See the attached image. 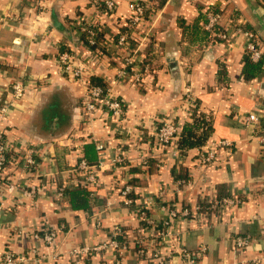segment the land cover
I'll list each match as a JSON object with an SVG mask.
<instances>
[{"label":"crops","instance_id":"obj_1","mask_svg":"<svg viewBox=\"0 0 264 264\" xmlns=\"http://www.w3.org/2000/svg\"><path fill=\"white\" fill-rule=\"evenodd\" d=\"M93 1L0 0V106H10L1 127L21 154L5 175L13 190L0 187V264L7 253L25 256L26 264H73L74 248L105 243L117 225L128 247L121 264H159L155 253L163 264H186L182 250L191 252L197 264H264V56L262 71L247 80L245 38L212 40L205 29L207 14L217 9L223 26L233 23L255 33L264 55V0H147L151 8L133 42L143 73L139 82L133 74L116 81L122 56L115 43L126 30L130 4L140 0H115L111 16L101 15ZM80 16L102 18V60L78 45L74 28ZM68 49L86 62L91 78L103 77L113 89L124 104L121 117L99 111L88 123L85 88L66 77L57 62ZM19 80L28 81L25 95L12 101L11 85ZM191 100L211 120L209 140L181 155L174 153L178 140L160 149L159 123L181 120V132L196 116L186 117ZM250 114L258 122H249ZM220 141L230 145L218 149L214 164L202 167L199 155ZM98 143L104 146L101 155ZM87 145L94 148L92 161L104 165L90 185L73 171L86 159ZM27 146L41 154L36 170L24 168ZM117 157L124 158L123 166L113 164ZM176 180L190 184L178 193ZM126 182L140 188L137 204L159 196L148 213L154 224L145 225L124 205L120 190ZM62 185L68 188L64 199L56 194ZM79 186L89 190L86 210L71 206L69 191ZM32 187L35 193L28 196ZM227 197L237 203L214 210L204 223L175 220L169 235L160 236L166 217L162 204L193 206ZM46 228L58 232L54 245L33 237ZM140 237L148 248L142 255L136 244ZM239 237L249 240L242 251L236 250ZM80 264L116 263L109 251H94Z\"/></svg>","mask_w":264,"mask_h":264},{"label":"built area","instance_id":"obj_2","mask_svg":"<svg viewBox=\"0 0 264 264\" xmlns=\"http://www.w3.org/2000/svg\"><path fill=\"white\" fill-rule=\"evenodd\" d=\"M94 7L101 13V15L111 16L117 11V4L115 0H94ZM130 19L126 24V30L119 34L118 39L115 43L117 51L122 56V64L117 71L116 81L124 80L129 75H132L136 81H141L143 73L137 66V46L133 42L137 40V33L141 30L145 22V14L151 8V2L147 0H140L130 4ZM223 16L218 10L210 12L207 14V21L205 24V29L209 33L212 40H222V41H232L236 37H244L246 40L245 44V54L247 58L254 62H259L263 59L262 43L259 37L248 30L242 28V26L230 23L228 26H223L222 24ZM102 18L89 19L87 17H78L75 22V33L79 36H84L87 44L90 46L96 44L100 40V35L104 32L105 26L102 22ZM100 47L103 49V43L100 42ZM99 49V48H98ZM91 53L99 59H103L105 54L99 49L97 51L91 50ZM57 62L59 64L60 71L68 77L71 81L80 83L85 88V95L83 98V109L88 123L91 125L94 123L99 111L104 113H111L114 117H121L124 113V104L120 99H118L114 93L113 89L108 87H102L97 85H91L90 79L91 74L86 66V62L79 60L74 51L71 49L66 50L58 56ZM147 72V69H146ZM28 85L27 80H19L11 85L12 90V101L21 100L24 95ZM187 99H191L188 94ZM186 117H192L195 108L194 100L188 101ZM10 113L9 104L0 106V187L1 185H8V191L13 190V185L8 184L5 175L11 166L19 164L18 160L21 159L19 150L14 143H11L2 129V124ZM185 117V118H186ZM248 121L252 123L258 122V118L254 114L248 116ZM180 121H175L171 119H163L157 128L156 137L158 140V145L160 149L167 150L169 147H173L176 140L179 138L180 134ZM228 141H220L215 144H211L210 147L206 149L203 153L199 155L200 165L202 167L214 164L217 160V152L219 148L229 146ZM97 151L101 155L104 146L102 144H97ZM178 147V144H177ZM174 153L182 154L178 148ZM20 154V155H19ZM41 154L37 148L33 146H27L24 151H22V159L24 161V168L26 170H36L38 168L39 162L38 157ZM113 164L116 166H123L124 158L117 157L114 159ZM144 165L148 162L145 160ZM103 162L101 160L95 164L90 165L84 159L79 161L77 167L73 170L74 172L80 173L83 183L90 185L96 183L98 170L103 168ZM160 167L161 164L157 163ZM188 180H176V185L179 186L177 191L179 193L180 186L189 185ZM164 191H166L165 186H163ZM67 186H60L56 189L57 197L64 199L66 197ZM35 193V189L32 187L31 191L28 192V196H32ZM120 194L123 197V203L126 207L130 208L138 218H140L145 225L154 224L149 218V210H151L155 204H157V197L151 196L145 198L142 203L137 204L138 198L135 197L141 193L139 187L126 182L122 185ZM164 192H161L163 195ZM160 195V196H161ZM134 196V197H133ZM236 200L232 198L214 199L206 200L201 203H197L193 206H179L175 203L162 204L161 207L166 210V217L162 221L164 227V232H161L160 236L166 237L174 226L175 220H185L193 223L205 222L208 215L214 210L228 208L235 205ZM205 205H209L205 208ZM96 227H100V222H96ZM147 229V227H145ZM124 229L121 225H117L113 228L108 241L102 243L94 248H74L71 251V255L74 257L73 264H80L81 259L85 255H90L94 251H109L116 264H121L124 260V253L128 249L127 243L124 238ZM33 237L37 241H41L46 245H54L58 238V232L56 229H44L37 230L33 233ZM138 247V253L140 255L148 251L144 237H140L136 240ZM249 245V240L245 237L236 238V250L242 251ZM155 251V250H153ZM156 252V251H155ZM181 256L185 260L186 264H197L195 256L186 250H182ZM159 261V264H163V260L159 257L157 253L153 256ZM27 258L25 256L17 257L13 253L5 254L2 264H26Z\"/></svg>","mask_w":264,"mask_h":264},{"label":"trees","instance_id":"obj_3","mask_svg":"<svg viewBox=\"0 0 264 264\" xmlns=\"http://www.w3.org/2000/svg\"><path fill=\"white\" fill-rule=\"evenodd\" d=\"M217 9H211V11H215ZM147 14V13H146ZM145 14V17H146ZM252 32V31H251ZM103 33L100 35V38L102 37ZM79 41H77L79 44H84L86 47L89 48V45L86 42V39L84 36H80V38H77ZM99 42L96 44L90 46L89 49L93 51L99 50ZM262 60L259 62H254L249 58H246V64H245V79L249 80L255 77V74L259 71H262ZM91 85H97L102 87H108V83L103 80V77H93L90 79ZM194 111V114L196 115L193 122L186 123L179 134L178 138V150L183 154L184 152L188 151L189 149L193 148H200L203 145L207 143L209 140L210 135L212 134L213 128L211 125V120L206 115L199 113L196 111V108H192ZM85 161H87L90 165H95L94 160V148L93 145H87L85 148ZM97 164V163H96ZM148 165L150 166L149 162ZM186 176V175H184ZM183 179H188L187 177H184ZM133 184L132 182H130ZM135 185V184H133ZM136 186V185H135ZM69 196L71 198V206L73 209H88L89 204V190L86 188V186H79L78 189L69 191ZM205 208H207L209 205H205Z\"/></svg>","mask_w":264,"mask_h":264},{"label":"water","instance_id":"obj_4","mask_svg":"<svg viewBox=\"0 0 264 264\" xmlns=\"http://www.w3.org/2000/svg\"><path fill=\"white\" fill-rule=\"evenodd\" d=\"M173 63H174L173 66H174V67H177L176 63H175V62H173Z\"/></svg>","mask_w":264,"mask_h":264}]
</instances>
